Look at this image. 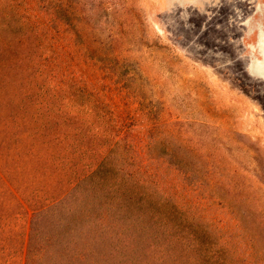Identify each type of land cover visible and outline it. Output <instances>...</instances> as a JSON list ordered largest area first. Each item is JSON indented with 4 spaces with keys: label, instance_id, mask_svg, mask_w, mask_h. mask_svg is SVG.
Returning a JSON list of instances; mask_svg holds the SVG:
<instances>
[{
    "label": "rangeland",
    "instance_id": "1",
    "mask_svg": "<svg viewBox=\"0 0 264 264\" xmlns=\"http://www.w3.org/2000/svg\"><path fill=\"white\" fill-rule=\"evenodd\" d=\"M7 12L0 264H26L36 217L116 141L235 262L264 264V0H24Z\"/></svg>",
    "mask_w": 264,
    "mask_h": 264
},
{
    "label": "trees",
    "instance_id": "2",
    "mask_svg": "<svg viewBox=\"0 0 264 264\" xmlns=\"http://www.w3.org/2000/svg\"><path fill=\"white\" fill-rule=\"evenodd\" d=\"M23 4L0 0L7 13ZM7 19L0 24L10 25ZM121 146L116 141L70 196L36 217L26 264H240L223 236L131 169ZM45 229L55 233L37 248Z\"/></svg>",
    "mask_w": 264,
    "mask_h": 264
},
{
    "label": "bare ground",
    "instance_id": "3",
    "mask_svg": "<svg viewBox=\"0 0 264 264\" xmlns=\"http://www.w3.org/2000/svg\"><path fill=\"white\" fill-rule=\"evenodd\" d=\"M263 76H264V72H263Z\"/></svg>",
    "mask_w": 264,
    "mask_h": 264
}]
</instances>
